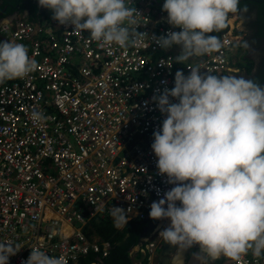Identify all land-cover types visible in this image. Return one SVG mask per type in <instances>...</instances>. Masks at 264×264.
Instances as JSON below:
<instances>
[{"label": "built area", "instance_id": "2783aa9c", "mask_svg": "<svg viewBox=\"0 0 264 264\" xmlns=\"http://www.w3.org/2000/svg\"><path fill=\"white\" fill-rule=\"evenodd\" d=\"M164 2L126 0L136 10L132 29L146 33L127 47H100L46 8L35 19L19 11L0 18V41L23 44L37 64L26 77L0 83V243L17 249L9 264H24L32 248L60 264H99L111 242L91 221L114 225L111 207L129 221L146 219L176 186L159 173L151 148L167 115L158 97L174 88L177 71L188 76L193 66L231 76L244 34L231 26L218 36L220 51L176 63L179 46L164 50L151 39L181 31L167 22ZM33 111L46 119L34 123ZM160 242L142 237L128 250L131 264H160ZM88 254L96 259L85 263ZM214 261L207 264H264V253Z\"/></svg>", "mask_w": 264, "mask_h": 264}, {"label": "clouds", "instance_id": "9594fccd", "mask_svg": "<svg viewBox=\"0 0 264 264\" xmlns=\"http://www.w3.org/2000/svg\"><path fill=\"white\" fill-rule=\"evenodd\" d=\"M41 8L51 10L60 25L74 26L73 32L87 31L100 47H127L146 35L136 31V10L126 0H38L36 10ZM162 11L181 31L151 39L164 50L179 46L176 63L220 51L218 36L231 26L244 40L238 45V70L231 76L202 73L193 66L188 76L177 71L174 88L158 97L159 110L167 115L153 133L151 148L159 173L176 186L151 204L149 216L159 221L146 236L161 239L158 258L162 240L177 246L168 255L172 264H184L183 251L194 245H199L201 264L221 256L239 261L249 251L259 257L264 253V87L246 79L249 73L241 76L247 73L244 51L249 44L243 29L248 15L243 14L249 10L240 8V0H165ZM36 68L26 46L0 41V83L24 78ZM31 116L34 123L46 119L38 111ZM109 214L118 230L129 222L122 208L111 207ZM164 219L170 220L168 227L160 226ZM16 252L11 243H0V264H9ZM24 264L60 261L32 248Z\"/></svg>", "mask_w": 264, "mask_h": 264}, {"label": "trees", "instance_id": "16d2710c", "mask_svg": "<svg viewBox=\"0 0 264 264\" xmlns=\"http://www.w3.org/2000/svg\"><path fill=\"white\" fill-rule=\"evenodd\" d=\"M25 4L30 10L29 18L35 19L37 16L36 9L38 7V0H3L2 5H0V16L11 14L16 10H23ZM240 8L250 11L253 9L256 10L257 16L252 26L257 27V36L264 39V0H240ZM222 31L211 33V35L218 36ZM245 59L247 74L249 73L251 75L247 78L260 84L264 80V64L256 72H253L255 60L248 56H245ZM158 221L159 220L151 219L150 216L142 220H130L126 226L118 230L109 220H102L98 224L95 220H92V224L97 227L101 237L111 242L108 255L102 258L99 264H131L128 255L129 248L138 243L142 237L146 236L151 227ZM93 259H96V257L92 254H88L82 261L87 263ZM214 263H216V261H214Z\"/></svg>", "mask_w": 264, "mask_h": 264}, {"label": "flooded vegetation", "instance_id": "af4514ba", "mask_svg": "<svg viewBox=\"0 0 264 264\" xmlns=\"http://www.w3.org/2000/svg\"><path fill=\"white\" fill-rule=\"evenodd\" d=\"M2 3L3 0H0V5H2ZM26 9H27L26 13L29 14L30 10L27 7ZM243 15L244 17L248 15L247 21L245 23L246 25L243 29L246 34L245 41H247L249 44V48L246 49L248 53L247 56L255 60V66L253 72H256L264 64V39L262 37L257 36L256 34L257 27L252 26L255 23L257 16L256 10L255 9H253L252 11L249 10ZM196 250H198V245H194L193 247L183 251V256L189 257V254L194 253Z\"/></svg>", "mask_w": 264, "mask_h": 264}, {"label": "water", "instance_id": "95a60500", "mask_svg": "<svg viewBox=\"0 0 264 264\" xmlns=\"http://www.w3.org/2000/svg\"><path fill=\"white\" fill-rule=\"evenodd\" d=\"M5 16H10V15H5ZM260 85L263 87L264 86V80L260 83ZM177 246H172L166 242H164L162 240V244H161V249H160V255H159V259L161 261V264H167L168 259H169V252L173 249H175ZM196 254H198V252H194L192 253L188 258L182 256V261L184 262V264H194L195 262H192L193 258H196ZM99 260H101L100 258H98Z\"/></svg>", "mask_w": 264, "mask_h": 264}, {"label": "rangeland", "instance_id": "374dc122", "mask_svg": "<svg viewBox=\"0 0 264 264\" xmlns=\"http://www.w3.org/2000/svg\"><path fill=\"white\" fill-rule=\"evenodd\" d=\"M242 23H243V18L240 16V19L238 20V26L241 27V28H243L242 25H241ZM244 53H245L246 55H248V53H247L246 50L244 51ZM242 73H243V71L241 72V74H242ZM246 75H247V73L244 74V75H241V76H243V77H247ZM157 224H158V223H157ZM157 224H156L155 226L153 225V226L151 227V229L156 230V226H157ZM161 225H163V224H160V226H161ZM151 229H150V230H151ZM159 230H161V228H160Z\"/></svg>", "mask_w": 264, "mask_h": 264}, {"label": "bare ground", "instance_id": "6f19581e", "mask_svg": "<svg viewBox=\"0 0 264 264\" xmlns=\"http://www.w3.org/2000/svg\"><path fill=\"white\" fill-rule=\"evenodd\" d=\"M161 224L165 225V227H168L169 224H170V220L169 219H164Z\"/></svg>", "mask_w": 264, "mask_h": 264}, {"label": "crops", "instance_id": "0c3cea01", "mask_svg": "<svg viewBox=\"0 0 264 264\" xmlns=\"http://www.w3.org/2000/svg\"><path fill=\"white\" fill-rule=\"evenodd\" d=\"M26 7H27V6H25V8H23V10H22V11H25V13H26V11H27ZM92 226H94V225H92Z\"/></svg>", "mask_w": 264, "mask_h": 264}]
</instances>
